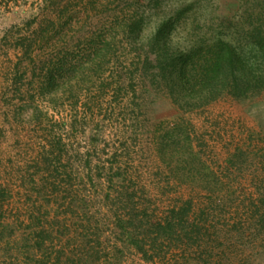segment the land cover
Instances as JSON below:
<instances>
[{
	"label": "rangeland",
	"instance_id": "1",
	"mask_svg": "<svg viewBox=\"0 0 264 264\" xmlns=\"http://www.w3.org/2000/svg\"><path fill=\"white\" fill-rule=\"evenodd\" d=\"M154 2L0 0V264H264V89L182 111L123 33L183 7L172 37L210 38L241 3Z\"/></svg>",
	"mask_w": 264,
	"mask_h": 264
},
{
	"label": "trees",
	"instance_id": "2",
	"mask_svg": "<svg viewBox=\"0 0 264 264\" xmlns=\"http://www.w3.org/2000/svg\"><path fill=\"white\" fill-rule=\"evenodd\" d=\"M161 1L155 0L156 7ZM238 2L241 12L223 15L218 26L209 27L210 38L172 37L177 25L186 22L187 8L177 7L158 16L154 32L143 41L138 37L147 25L146 18L135 16L123 33L145 54L143 58L138 56L139 63L129 72L131 84L139 79L144 84L143 92L150 94L154 88L182 111L205 107L225 96L242 99L263 90L264 0ZM190 210L188 203L187 207L172 210L164 223L154 224L150 230L152 242L167 239L177 226L183 230ZM137 247L146 257L144 246Z\"/></svg>",
	"mask_w": 264,
	"mask_h": 264
}]
</instances>
